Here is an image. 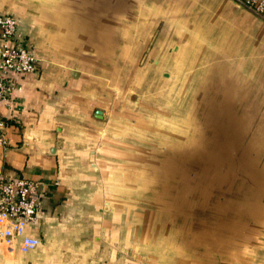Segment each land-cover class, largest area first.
<instances>
[{"label":"crops","instance_id":"0c3cea01","mask_svg":"<svg viewBox=\"0 0 264 264\" xmlns=\"http://www.w3.org/2000/svg\"><path fill=\"white\" fill-rule=\"evenodd\" d=\"M198 1L201 2L0 0V13L17 19L25 36V47L39 59L38 73L16 78L21 90L11 97L8 105L0 103L7 141V147L0 146V173L12 180L33 181L41 193L37 221L26 230L29 237L41 242L40 246L21 253L18 245L6 248L0 244V264H149L150 252L143 250L141 244L138 248L133 244L132 195L143 192L141 183L148 189L149 184L157 188L158 231L155 238L144 236L148 241L160 243L156 262L240 264V232L235 237L228 232L226 223L232 219L229 217L220 222L226 224L224 231H208L199 237L187 233L178 239L172 233L175 248L166 250L161 246L164 235L169 234L160 230L165 220L164 143H160L161 151L157 152L161 153L157 156L160 164L151 172L147 169L150 179L143 180L139 168L134 170L125 160L134 151L128 147L134 131L117 130L116 122L109 118L111 105L124 97L126 88L121 84L122 79L127 81L132 77H124L120 66L128 65L130 69L126 72L135 73L138 83L146 75L141 72L143 67L150 65L153 68L150 70L156 71V76L161 75L164 81L166 73L159 74L152 54L161 58L159 64L167 62L164 55L156 54V47L164 50L170 43L175 45L172 48L177 47L175 38L181 18L190 16L186 11L188 6L195 8ZM203 1L208 3V8L217 3L216 12L232 19L227 27L217 22L216 33L224 40L217 43L216 49L236 58L238 67L243 66L242 71L249 78L241 75L239 69L236 72L229 68L220 58L213 64L206 59L204 72L192 78L211 82L210 87L218 84L210 92L213 99L210 106L214 102L216 107L225 108L228 103L234 107L237 104L234 96L245 98L249 93L254 98L250 106L264 108V41L256 40L257 46L250 48L251 56L240 60V14L253 27L264 31V26L248 14L240 13L228 0ZM225 28L232 32L228 43L222 35ZM153 36H156L153 50L145 57L146 62L141 51L149 47ZM258 37L262 36L258 34ZM187 41L188 48L199 45L201 48L204 44V40ZM194 61L195 58L189 66L197 63ZM136 66L142 68L137 72ZM231 71L234 85L230 90L236 91L234 95L222 92L227 88L220 84ZM206 84L205 92L210 88ZM225 96H233L234 104L225 100ZM96 111L102 112L101 119L96 118ZM257 138L259 142V132ZM126 144L127 147H121ZM211 222L210 219L208 223ZM145 238L141 233L139 240ZM134 257H140L141 262Z\"/></svg>","mask_w":264,"mask_h":264},{"label":"rangeland","instance_id":"374dc122","mask_svg":"<svg viewBox=\"0 0 264 264\" xmlns=\"http://www.w3.org/2000/svg\"><path fill=\"white\" fill-rule=\"evenodd\" d=\"M210 6L211 8H208V3L203 0H201V2L198 1L195 8H192L190 4L186 10L189 12L190 16L182 17V23H180V27H177V38H175L177 47L172 48L175 46L173 43L167 44L163 48L164 50H158L156 47V54L164 55L163 59H167V62L162 65L159 64L161 58H157V55L153 56L152 54L151 57L152 61H155V63L157 62L155 66L156 69H160L159 74L162 72L166 73L164 75V81L161 80V75L158 77L156 76V71L150 70L153 69L150 65L143 67L141 72L142 74L144 72L146 75H142L138 83L134 77L135 73L132 75L130 71L129 73L126 72L130 69L128 65L120 66L122 71L125 72L123 75L124 77H132L131 80L129 78L127 81L125 78L122 79L123 83L121 82V84L125 85L126 88L124 90V97L118 98L115 105H111L112 114L109 118L116 122L115 125L117 130L128 129L134 131V135L131 138L132 140L130 139V144L128 145V147L134 148V151L131 153L132 155H126L125 160L129 164H132L134 170L139 168L138 171H141V174L144 176L142 177L143 180L146 178L148 180L150 179L147 176V169L151 172V169L157 168L158 164H160L157 156L161 153L159 154L157 152L161 151L160 143H164L163 159L164 161L166 160V162L163 163L165 172L164 204L168 207L171 206L172 210H170V208L166 209L164 228H162V226L160 227V230L164 233H169L168 235H164L165 240L161 243L163 248H166V250L167 248L169 250L175 248L176 242H174V239H178V236L181 238L183 234H187L186 230L194 232V234L199 237V235L207 233L208 231H212L213 233L224 231L226 224H228V232L234 233V237L236 233L240 232L238 233L240 234V264H264V182L260 194L257 196L259 209L257 208L253 211L251 208L249 209V207L245 206L243 209L244 211L239 214V217H231V215H228L232 220L229 219L230 222L224 223V225L220 223L221 220H224L222 216L218 217L215 221V218H217L215 217L216 214H211V210H208V213L210 212L211 223L214 225H209L211 223H208L203 231L197 233L195 232L196 230L193 231L192 229L197 227L195 224L201 223L200 221L203 219L201 215L204 212V208L203 212L196 211V219L193 218L194 215H190L192 211L190 209L185 210L184 208L177 213H173V211H175L172 205L173 202L174 205L180 202L179 197L182 194L180 189L186 188L189 185L186 186L187 181L193 176L189 171H201L204 168L199 159L201 156H204L205 152L207 153V148L209 146L207 141L209 137L215 136V129H211V127L220 126L222 116L223 118L227 117L228 121L226 123L222 122L227 128L220 126L218 129L220 132L222 130L228 131V137L231 138V141H235L236 144H238L239 151L237 157L240 155V167L237 170L235 169L236 172H230V175L227 176V182L221 187L224 189L227 188L228 183L229 185L233 184L234 187L240 188L239 195L241 202L247 199L248 195L255 197V190L249 192L248 188L252 182H250L245 175L247 164L252 170H254V168H261L264 165V108H252L250 105H252V99L254 101V98L252 96V98L249 97V93L245 94V98L234 96L235 100H237L236 105L231 101L233 100V96H228L227 98L226 96L223 97L225 100L231 102L232 105L234 104V107L228 103L225 108H216L214 102L210 106L209 102L213 100L210 92L214 91L215 85L210 87L211 82H204L203 79H201L203 81L201 82L199 78H192V76H195L198 72H204V62L206 59H208V63L213 64L217 58L223 59L224 63H226L229 68L235 69L236 72L240 70L241 75L249 78V74L242 71L243 66L238 67L236 58L228 57L225 55V51L216 49L217 43L224 40H220V35L218 36L216 33L217 22H223V26L227 27V25L231 24L232 19L230 17H222L216 12L218 8L217 3L214 4L213 2ZM236 8L240 10V13L243 12L248 14L264 26V22L251 13L242 8ZM224 31L228 32H223L222 34L224 37H227V39L225 38V42H231L232 38H229V36H231L230 33L232 32H229L226 28ZM258 34L262 37H258ZM263 36L264 31L262 29H258L256 26L253 27L251 21L243 19L240 14V56L238 57H240L241 61L243 58H246V56H251L249 55L252 51L250 48L257 46L254 43L256 40L264 41ZM155 37L156 36L152 37L149 47L141 51L144 60L145 57L146 59L149 57L153 50L151 48L155 41ZM187 40H197L201 42L204 40V44L201 48H199L201 45L188 48L190 43ZM162 51H165L166 54L162 53ZM229 55L234 56L232 54ZM194 58L197 63L194 61L196 64L194 66H189ZM145 61L147 62V60ZM246 66H248V64ZM139 68H142V66H136L134 69L138 72ZM194 71H196V73H194ZM232 72L233 71L226 73L228 79L221 81L220 84L221 86L225 84L226 87H222L227 88L222 92L229 91L228 94L234 95L236 91L233 92L230 90L234 85V80L231 79ZM156 78L158 79L155 80ZM205 83H207V87H210L207 92H205ZM162 85H164L163 88L161 87ZM262 91V95L264 96V88ZM242 98H244V100H241ZM225 110L227 111L226 114L222 112ZM258 132L261 134V140L259 142L257 140ZM204 138H206V141ZM139 139H141V141H138ZM125 146L127 147V144L121 145V147ZM120 149L125 150V148ZM214 150L213 148V151ZM209 151L210 149H208V153ZM256 156L259 157V162L255 161ZM244 157H246V159L252 158L253 161L244 160ZM229 162L237 165L233 160H229ZM220 165L221 163H218V160L214 162L209 172L210 176L214 174V172H211L214 170V166L217 168L219 174L222 172V170H220L222 166ZM148 174L149 176L151 175L149 171ZM234 174H236V177H234ZM220 175L221 178H216L213 184H222L224 181L222 177L224 176H222V173ZM210 179L211 178L208 176L204 178L203 180L205 181L203 184L208 183ZM238 181L239 183H237ZM172 184L176 190L173 201L171 197L173 194ZM203 184H199L192 192L190 200L194 196L196 201L200 200V202H202L204 200ZM141 185L142 188L140 187V189L143 192L134 193L132 195L133 209H131V221L133 223L135 239L133 244L134 247L137 245V248L138 245L140 246L141 244L143 245L141 247L143 250L150 252V255H148L149 258H147L150 259L149 264H159L156 262L158 257L155 255L161 251L159 248L160 243L158 244L153 239L148 241L145 238L146 236L155 238L158 231L157 217L155 215L157 208V188H155L156 186L153 184H149L150 189L142 183ZM184 191L186 192L187 190H183V192ZM216 192V197L212 198V200L207 203V208H215L218 205L224 206L225 202L223 197H226L229 201L238 198L234 194L223 195L224 191L221 195V191L217 190ZM219 198L220 200H218ZM198 217L202 219L198 220ZM219 219L220 221L217 222ZM237 220H239L238 224ZM179 230L180 232H178ZM141 233L145 241L139 240L141 239ZM172 233L176 234L175 238L171 236ZM133 259L141 262L140 257H134Z\"/></svg>","mask_w":264,"mask_h":264},{"label":"built area","instance_id":"2783aa9c","mask_svg":"<svg viewBox=\"0 0 264 264\" xmlns=\"http://www.w3.org/2000/svg\"><path fill=\"white\" fill-rule=\"evenodd\" d=\"M239 7L264 22V0H233ZM39 59L25 47V36L17 19L0 13V103L8 105L21 90L16 78L36 74ZM0 146L7 147L5 124L0 119ZM41 202L39 185L26 179H8L0 173V244L19 246L21 253L38 248L41 242L26 234L37 221Z\"/></svg>","mask_w":264,"mask_h":264},{"label":"water","instance_id":"95a60500","mask_svg":"<svg viewBox=\"0 0 264 264\" xmlns=\"http://www.w3.org/2000/svg\"><path fill=\"white\" fill-rule=\"evenodd\" d=\"M228 1H230L234 6L239 7L233 0H228ZM239 8H241V7H239ZM216 108H219V107H216ZM222 112L224 114L227 113L226 110L222 111ZM95 116H96V118L101 119L102 118V112L96 111ZM227 121H228L227 117L223 118V116H222L221 121H220V126L224 125L223 127L227 128L225 126V124L222 123V122L226 123ZM220 126L218 125L216 127L215 126L211 127V129H213V128L215 129V136L209 137V140L207 141L209 144V146L207 148V153L205 152L204 156H201L199 159L200 163L203 164L204 168L201 171H198V170L195 172L189 171L190 173L193 174V176H192L191 180L189 181L188 189L186 192L182 191V194L179 197V201H180L179 204L174 205L175 206L174 207L175 213L183 210L184 208H185V210L190 209V210H192L190 212V215H194L193 218H195V219H196V215H197L196 213L198 211L203 212V208H204V212L201 215L203 217V219L201 217L197 218L198 220L202 219L200 221L201 223L195 224V226H197V227L192 229L193 231L196 230L195 232H197V233L199 231L200 232L203 231V229H205L206 225L210 221V212L208 213L207 203L212 200L211 193L215 192V194H216L217 193L216 191L219 190V191H221L220 195L223 194V191H224L223 195H225V193L232 192L237 188V187H234L233 184L229 185L228 183H227V188L224 189L221 187L222 185H224V183L227 182V176L230 175V172H236V170L240 167V162H239L240 161V155H239V157H237V154L239 151L238 146H237L238 144H236L235 141H231V138L228 137L229 136L228 131L222 130L220 132V130L218 129ZM204 139L206 141V138H204ZM213 148L215 149L214 151H213ZM208 149H210L209 153H208ZM178 155H179V153H178ZM178 155H177V157H178ZM206 156H207V158H206ZM217 160H218V163H221L220 166H222V167L220 170H222L221 173H222V176H224V177H222V178H224V181L220 185L213 184L216 178H219V177L221 178V175H220L221 173L220 174L218 173L217 168H215V166H214V170L211 171L212 173L214 172V174H212L211 176L209 174L211 167H213L214 162H216ZM229 160H233L235 163H237V165L232 164V162H229ZM204 162H205V166H204ZM207 176L211 179H210V181H208V183L203 184L205 181L203 179L207 178ZM234 177H236V174H234ZM201 178L203 181L201 180ZM237 183H239V181ZM199 184L204 185V200L202 202H200V200L196 201L194 198L195 196L190 200V196H191L192 192L199 186ZM251 185L252 184H250V186ZM171 186L173 187V189H172L173 195H175L176 190L174 188V185L172 184ZM175 186H176V184H175ZM252 190H255L256 192L258 191L257 184ZM227 195H229V194H227ZM181 203H182V205H181ZM222 207H223V205H218L215 208L219 210ZM217 219H218V217H217ZM209 225H214V224L211 223ZM186 233H194V232H191L190 230H188V231L186 230Z\"/></svg>","mask_w":264,"mask_h":264},{"label":"bare ground","instance_id":"6f19581e","mask_svg":"<svg viewBox=\"0 0 264 264\" xmlns=\"http://www.w3.org/2000/svg\"><path fill=\"white\" fill-rule=\"evenodd\" d=\"M223 126L224 125H222L221 127H223ZM243 159L244 160H248V161H253L252 158H247L246 159V157H245ZM248 161H247V163H248ZM255 161L256 162H259V157L256 156L255 157ZM245 175L248 177V179L250 180V182H252V185L249 186V192L250 191H254L252 189L257 184L258 191L257 192L255 191V193H254L256 196L255 197H252L251 195H248L247 199H245L244 201L241 202L240 201V195H239L240 194V188H236L235 191H232V192H229V193H225V195H227V194H234L238 198L236 200L229 201V199H227L226 197H223V200H224L225 203H224V206L222 208H220L219 210L216 209V208H207L208 210H211L210 211L211 214L212 213L213 214H216L215 217L222 216V218H228V215H231V217L232 216L233 217H235V216L239 217V214L244 211L243 209H244L245 206L246 207H249V209L251 208L253 211H255L257 208L259 209V207H258V197L257 196L260 194V191L262 189L261 188L262 187L261 185L263 184V181H264V165L261 168H258V169H255L254 168V170H252L250 168V166L247 164V170H246ZM190 180H188V181L185 180V181H187L186 186L189 184V181ZM188 186L186 188L180 189L181 192L183 190H187L188 189ZM215 196H216L215 192L211 193V198H214ZM171 197H172V201H173L174 200V195L172 194ZM218 200H220V198ZM164 201H165V199H164ZM171 204H172V202H171ZM171 204H169V205H171ZM164 205H165V211H166L167 208L168 209L170 208V210H172L171 206L168 207L166 204H164ZM172 205H173V207H175L174 206V202H173Z\"/></svg>","mask_w":264,"mask_h":264}]
</instances>
